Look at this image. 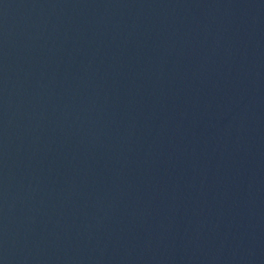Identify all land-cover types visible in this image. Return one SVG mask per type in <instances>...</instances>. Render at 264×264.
Here are the masks:
<instances>
[{"label":"water","instance_id":"95a60500","mask_svg":"<svg viewBox=\"0 0 264 264\" xmlns=\"http://www.w3.org/2000/svg\"><path fill=\"white\" fill-rule=\"evenodd\" d=\"M2 264H264V0H0Z\"/></svg>","mask_w":264,"mask_h":264},{"label":"snow or ice","instance_id":"6c2138e0","mask_svg":"<svg viewBox=\"0 0 264 264\" xmlns=\"http://www.w3.org/2000/svg\"><path fill=\"white\" fill-rule=\"evenodd\" d=\"M0 264H2V262H0Z\"/></svg>","mask_w":264,"mask_h":264}]
</instances>
